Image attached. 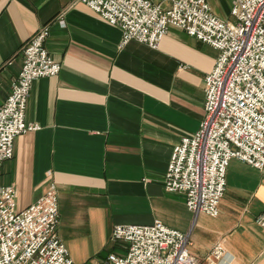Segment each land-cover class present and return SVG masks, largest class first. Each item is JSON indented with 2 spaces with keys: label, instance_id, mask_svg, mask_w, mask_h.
Wrapping results in <instances>:
<instances>
[{
  "label": "crops",
  "instance_id": "0c3cea01",
  "mask_svg": "<svg viewBox=\"0 0 264 264\" xmlns=\"http://www.w3.org/2000/svg\"><path fill=\"white\" fill-rule=\"evenodd\" d=\"M41 27L59 71L31 84L24 122L39 129L16 136L0 168L15 209L53 185L57 235L73 264L120 252L108 242L113 225L153 221L189 233L197 257L220 241L218 264H264V229L254 224L264 212V168L231 159L213 218L193 216L183 195L162 189L172 148L202 119V80L217 52L173 27L156 49L120 45L119 30L75 0H0V104L21 47Z\"/></svg>",
  "mask_w": 264,
  "mask_h": 264
},
{
  "label": "built area",
  "instance_id": "2783aa9c",
  "mask_svg": "<svg viewBox=\"0 0 264 264\" xmlns=\"http://www.w3.org/2000/svg\"><path fill=\"white\" fill-rule=\"evenodd\" d=\"M75 2L116 27L120 45L134 41L156 49L173 27L217 52L202 80V119L172 148L162 179L163 191L183 195L193 216L215 217L228 162L264 168V0H231V21L215 16L206 0ZM47 36V27H41L23 44L20 69L0 104V168L12 156L14 138L39 129L24 122V110L33 81L59 71L43 47ZM14 200L11 186L0 187V264H73L56 231L54 186L22 210ZM254 224L264 229V212ZM108 242L120 252L107 254L100 264H218L224 255L220 241L202 257L191 254L189 233L159 221L113 225Z\"/></svg>",
  "mask_w": 264,
  "mask_h": 264
},
{
  "label": "rangeland",
  "instance_id": "374dc122",
  "mask_svg": "<svg viewBox=\"0 0 264 264\" xmlns=\"http://www.w3.org/2000/svg\"><path fill=\"white\" fill-rule=\"evenodd\" d=\"M206 2L208 5L211 4L218 17L222 18L223 20L231 21V18H227V12L229 9L228 0H206Z\"/></svg>",
  "mask_w": 264,
  "mask_h": 264
}]
</instances>
